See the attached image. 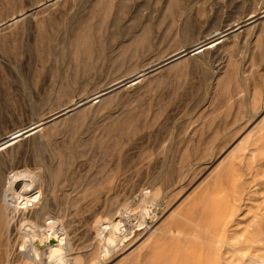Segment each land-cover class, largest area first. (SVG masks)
Instances as JSON below:
<instances>
[{"label": "rangeland", "instance_id": "374dc122", "mask_svg": "<svg viewBox=\"0 0 264 264\" xmlns=\"http://www.w3.org/2000/svg\"><path fill=\"white\" fill-rule=\"evenodd\" d=\"M263 6L264 0H0V140L189 52L216 29ZM20 13L26 15L6 24ZM263 25L181 65L154 70L0 151V177L16 170L37 174L42 206L58 201L53 213L63 218L85 264L99 255L97 218H111L124 204L135 208L143 193L161 188L167 210L160 209L135 241L103 263L150 264L151 228L172 210L189 208L264 116V30L257 32ZM251 150L245 145L234 155L241 157L236 178L248 206L261 199L252 176L264 172V153L255 152L258 162L252 163ZM229 182L220 187L224 194ZM17 254L16 242L0 240V264H18Z\"/></svg>", "mask_w": 264, "mask_h": 264}, {"label": "bare ground", "instance_id": "6f19581e", "mask_svg": "<svg viewBox=\"0 0 264 264\" xmlns=\"http://www.w3.org/2000/svg\"><path fill=\"white\" fill-rule=\"evenodd\" d=\"M50 1L55 3L58 0ZM43 5L46 3L37 8ZM259 10H252L231 23H226L216 29L215 35L211 36L213 33H210L209 38L193 46L189 52H177L163 60L156 68L136 73L132 80L127 78L111 84L92 94L90 100L80 105L70 109L66 107L48 119L8 133L6 137H13L8 141H5L7 138L0 140V143L5 141L0 145V151L10 148L23 138L43 131L66 114L68 117L87 108L79 109L87 103L106 100L121 88L126 89L140 83L148 74L155 73L154 70L163 72L164 69L181 65L233 35L256 27L264 21V16L255 19L264 13V10ZM25 15L26 13H20L6 24L19 21ZM263 30L264 25L260 26L257 32L262 33ZM255 98L254 93L251 100L254 109L257 108ZM228 117L226 114L225 118ZM245 145L252 147L251 152L249 151L251 162H258L254 159L255 152L264 153V116L255 119L252 129L231 149L229 156L227 155L230 160L224 172L213 180L189 208L181 212L172 210L167 218L151 228L147 240H153L152 248L157 253L154 252L150 264H264V187H261L264 186V172L255 173V177H260L259 182L252 176V182L257 192H260L261 199L259 198L254 206H248L243 203L247 194H244L236 178L239 173L236 160H241V157L234 158ZM250 168L251 165L248 169ZM229 178L230 188L224 194L220 187L224 181H229ZM43 194L44 189L35 173L16 170L0 177V240L5 237L17 243V255L20 258L18 264H85L79 253L80 249L75 248V244L71 242L63 218H57L53 213L58 207V201L54 197L43 207ZM165 198L161 188H153L143 193L135 208L124 204L111 218L98 217L95 241L100 251L90 264L109 261L120 249L135 241L146 230L148 221L152 222L158 218L160 209L162 213L167 210L168 203L163 202ZM82 199L81 197L79 200ZM96 200L95 197L92 199ZM76 212L79 215L77 222L81 224L83 208H78Z\"/></svg>", "mask_w": 264, "mask_h": 264}, {"label": "water", "instance_id": "95a60500", "mask_svg": "<svg viewBox=\"0 0 264 264\" xmlns=\"http://www.w3.org/2000/svg\"><path fill=\"white\" fill-rule=\"evenodd\" d=\"M12 137H13V136H12ZM12 137H9V138L7 137V139H6L5 141H8V140L11 139ZM5 141H3V142H5ZM3 142H1L0 145H1Z\"/></svg>", "mask_w": 264, "mask_h": 264}]
</instances>
